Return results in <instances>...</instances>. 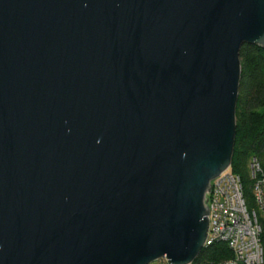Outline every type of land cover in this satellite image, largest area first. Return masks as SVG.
Returning <instances> with one entry per match:
<instances>
[{"label":"water","instance_id":"obj_1","mask_svg":"<svg viewBox=\"0 0 264 264\" xmlns=\"http://www.w3.org/2000/svg\"><path fill=\"white\" fill-rule=\"evenodd\" d=\"M244 45L264 0H0V264L198 260Z\"/></svg>","mask_w":264,"mask_h":264},{"label":"built area","instance_id":"obj_2","mask_svg":"<svg viewBox=\"0 0 264 264\" xmlns=\"http://www.w3.org/2000/svg\"><path fill=\"white\" fill-rule=\"evenodd\" d=\"M248 168L254 205L232 166L212 181V191L206 195L210 228L205 249L222 242L232 256L215 263L196 260L192 264H264V171L256 155L251 156Z\"/></svg>","mask_w":264,"mask_h":264},{"label":"trees","instance_id":"obj_3","mask_svg":"<svg viewBox=\"0 0 264 264\" xmlns=\"http://www.w3.org/2000/svg\"><path fill=\"white\" fill-rule=\"evenodd\" d=\"M241 63L242 79L232 170L241 176L249 201L254 205L248 165L251 156L256 155L264 171V49L258 45H244ZM231 256L228 246L218 242L204 249L198 260L215 263Z\"/></svg>","mask_w":264,"mask_h":264},{"label":"rangeland","instance_id":"obj_4","mask_svg":"<svg viewBox=\"0 0 264 264\" xmlns=\"http://www.w3.org/2000/svg\"><path fill=\"white\" fill-rule=\"evenodd\" d=\"M150 264H166V260L164 258H160L156 261L151 262Z\"/></svg>","mask_w":264,"mask_h":264}]
</instances>
